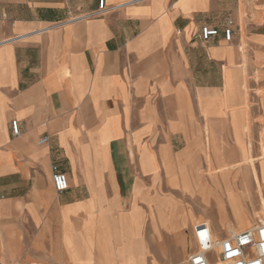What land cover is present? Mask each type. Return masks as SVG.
<instances>
[{
  "label": "crops",
  "instance_id": "0c3cea01",
  "mask_svg": "<svg viewBox=\"0 0 264 264\" xmlns=\"http://www.w3.org/2000/svg\"><path fill=\"white\" fill-rule=\"evenodd\" d=\"M98 1L0 0V264H146L151 209L184 251L207 218L142 181L161 166L192 200L207 133L264 117L243 107L245 80L264 88V0H105L85 18Z\"/></svg>",
  "mask_w": 264,
  "mask_h": 264
},
{
  "label": "rangeland",
  "instance_id": "374dc122",
  "mask_svg": "<svg viewBox=\"0 0 264 264\" xmlns=\"http://www.w3.org/2000/svg\"><path fill=\"white\" fill-rule=\"evenodd\" d=\"M245 95L243 107L246 110L254 109L258 112L257 114H260L262 110L264 112V88L252 90L245 80ZM236 112L241 111L237 110ZM247 119L245 125H242L239 119L232 115V133L227 128L207 133V174L205 163L201 161L199 177L206 184L205 195H207L208 204L203 202L204 196L197 194L199 191L195 186L193 188L196 194L195 197H191L192 200L188 199L187 195L182 196L179 191H173V188L167 184V178L161 166L155 167L157 180L152 181L146 178L142 181V185H145L148 190L158 189L162 196L168 197L171 201L175 199L181 204L182 212L193 211V218H196L197 224L200 218H207V226L211 230L213 229L215 238L227 234V224L229 223L233 226L231 228V233H233L260 221L264 217V117L252 118L258 126L251 127L250 120V129ZM249 119L251 118L249 117ZM180 150L181 146L175 145L173 151L178 153ZM131 158L134 163L133 154ZM194 179H192L193 185ZM211 181L219 184L222 187V192ZM229 181L232 183L231 185L235 186L234 189L226 186L225 183ZM218 197L222 199L221 204L216 200ZM207 208L210 209V214L207 212ZM243 212L246 223L241 216ZM153 213L154 211L151 209L147 236L149 242L152 240L153 244H148L146 264H186V258L193 247L190 243L192 224L190 230L182 232L187 243L183 251L175 233L164 228L162 236H160L155 233L154 229H150Z\"/></svg>",
  "mask_w": 264,
  "mask_h": 264
},
{
  "label": "built area",
  "instance_id": "2783aa9c",
  "mask_svg": "<svg viewBox=\"0 0 264 264\" xmlns=\"http://www.w3.org/2000/svg\"><path fill=\"white\" fill-rule=\"evenodd\" d=\"M110 10L112 9L106 6L105 0H99L97 9L84 17H102ZM66 23L68 22L57 23L44 28L41 32ZM230 25L231 22L228 21L222 32L227 41H230L232 36ZM217 35V29L204 26L200 28L198 38L207 42ZM10 128L14 136L19 134L17 121H11ZM47 142L48 138L42 137L37 144L42 146ZM50 178L56 193H63L69 188L67 176L55 164L51 166ZM192 245V250L186 258V264H217V261L219 264H264V219L256 221L250 228L220 238H215L206 224L194 226Z\"/></svg>",
  "mask_w": 264,
  "mask_h": 264
},
{
  "label": "bare ground",
  "instance_id": "6f19581e",
  "mask_svg": "<svg viewBox=\"0 0 264 264\" xmlns=\"http://www.w3.org/2000/svg\"><path fill=\"white\" fill-rule=\"evenodd\" d=\"M225 178V177H224ZM211 183L215 186V187H218V188H220V190H221V192H222V187L219 185V184H217V183H215L214 181H211ZM226 184V186L227 187H229L228 186V184H229V182H226L225 183ZM193 186H195L197 189H198V195L200 196H204V198H203V202L205 203V204H208V200H207V195H205L206 194V192H205V190H207V187H206V184H205V182L203 181V179L201 178V177H199V175L197 176V178H195L194 179V185ZM234 187L235 186H233V185H231L230 186V188H233L234 189ZM214 191V190H213ZM219 191V190H218ZM195 192V191H194ZM216 192V191H215ZM211 194V193H210ZM217 201H218V203L219 204H221L222 203V199L221 198H217L216 199ZM202 201V200H201ZM207 212L210 214V209L209 208H207ZM241 216H242V218H243V221L246 223V219H245V214H244V212L241 214ZM262 219H264V217L262 218ZM261 219V220H262ZM200 225V224H199ZM197 226V225H196ZM209 227V226H208ZM233 226H232V224H227V234H235V233H238V232H240V231H236V232H233V233H231L232 232V228ZM250 227H252V226H250ZM250 227H248V228H250ZM210 228V227H209ZM211 229V228H210ZM247 229V228H246ZM245 230V229H244ZM212 231V230H211ZM241 231H243V230H241ZM213 232V231H212ZM214 235V234H213ZM216 262V261H215ZM217 264H219L218 263V261L216 262Z\"/></svg>",
  "mask_w": 264,
  "mask_h": 264
}]
</instances>
